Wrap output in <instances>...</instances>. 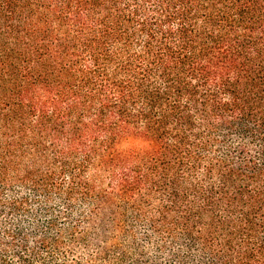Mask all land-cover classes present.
Segmentation results:
<instances>
[{
	"label": "trees",
	"instance_id": "1",
	"mask_svg": "<svg viewBox=\"0 0 264 264\" xmlns=\"http://www.w3.org/2000/svg\"><path fill=\"white\" fill-rule=\"evenodd\" d=\"M0 264H264V0H0Z\"/></svg>",
	"mask_w": 264,
	"mask_h": 264
}]
</instances>
